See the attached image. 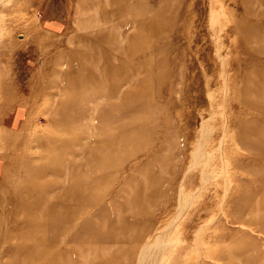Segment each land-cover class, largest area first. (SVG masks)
<instances>
[{
    "label": "rangeland",
    "instance_id": "rangeland-1",
    "mask_svg": "<svg viewBox=\"0 0 264 264\" xmlns=\"http://www.w3.org/2000/svg\"><path fill=\"white\" fill-rule=\"evenodd\" d=\"M160 245L264 264V0H0V264Z\"/></svg>",
    "mask_w": 264,
    "mask_h": 264
},
{
    "label": "bare ground",
    "instance_id": "bare-ground-1",
    "mask_svg": "<svg viewBox=\"0 0 264 264\" xmlns=\"http://www.w3.org/2000/svg\"><path fill=\"white\" fill-rule=\"evenodd\" d=\"M1 206H3V203H1ZM60 221V220H59ZM160 244H161V242H160ZM166 244V243H165ZM163 245V244H162ZM162 245H160V247L157 249V252H156V254L154 255V257L153 258H151V255H147V256H145V258H144V261L146 262V263H144V264H158V259H159V257H158V255L160 254V253H162L163 252V250L166 248V246H163V247H161ZM164 252H166V251H164ZM176 252V251H175ZM168 253V252H167ZM173 253V252H172ZM171 253V254H172ZM166 254V253H165ZM143 261V262H144ZM159 263H160V261H159ZM141 264V263H140Z\"/></svg>",
    "mask_w": 264,
    "mask_h": 264
}]
</instances>
